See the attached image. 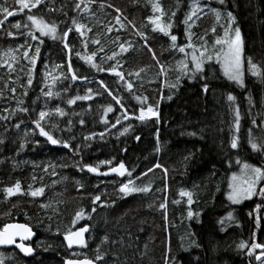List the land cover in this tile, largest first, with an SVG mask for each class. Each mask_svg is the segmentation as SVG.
I'll return each mask as SVG.
<instances>
[{
	"label": "trees",
	"instance_id": "1",
	"mask_svg": "<svg viewBox=\"0 0 264 264\" xmlns=\"http://www.w3.org/2000/svg\"><path fill=\"white\" fill-rule=\"evenodd\" d=\"M157 3L162 16L153 9ZM0 8L20 12L28 22V27L13 31L9 16L0 12L4 21L0 25V229L17 221L35 234L29 243L32 256L24 257L14 248L0 249L3 264H64L65 258L85 257L97 264H258L257 254L264 247L252 245H264V195L259 194L264 181L257 194L238 204L230 203L226 194L229 176L239 169L237 160L264 167V0H225L224 4L218 0H72L67 29L76 43L69 46L70 54L61 45L49 46L62 36L58 26L53 39L40 36L27 20L35 8L19 11L17 0H0ZM214 10L221 13L219 20ZM228 12L234 17L231 22ZM188 16L191 19L185 24ZM157 17L161 24H172L176 48L169 35L154 30L151 21ZM73 21L84 25L83 36ZM235 28L243 40L244 86L227 80L201 82L197 109L179 107L144 127L122 148L120 161L138 147L144 134L167 129L181 115L199 118V128L180 133L183 139L198 142V149H152L135 164L124 162V176L111 168L98 169L109 175L87 170L85 166L91 165L74 145L84 125L75 105L86 100L68 103L84 96L78 81L109 79L134 108L157 109L174 100L184 81L193 82L203 72L193 75V48L199 55L206 45L212 53L219 49L215 41L224 38L225 29L230 34ZM30 31L39 39L33 40ZM189 43L193 48L186 47ZM179 47H185L188 55ZM93 53L91 62L81 59ZM248 58L260 75L249 71ZM212 61L216 62L215 57ZM183 63L188 64L187 74ZM47 92L53 95L46 96ZM228 95L235 99L229 101ZM57 108L65 115H59ZM40 111L49 113L42 121L45 130L69 142L71 149L39 135L34 121ZM233 138L238 142L236 149L231 147ZM250 141L261 150L254 151ZM129 180L131 187L149 191L121 193V185ZM17 182L25 194L8 197L4 189ZM38 188H44L43 195L27 194ZM181 192L192 193L191 205ZM96 196L100 200L93 203ZM189 211L194 214L191 218ZM77 212L83 218L77 219ZM83 224L89 226L87 246L69 248L64 236ZM242 242L246 247H239ZM97 254L103 259L96 260Z\"/></svg>",
	"mask_w": 264,
	"mask_h": 264
},
{
	"label": "rangeland",
	"instance_id": "2",
	"mask_svg": "<svg viewBox=\"0 0 264 264\" xmlns=\"http://www.w3.org/2000/svg\"><path fill=\"white\" fill-rule=\"evenodd\" d=\"M71 2L72 0H43L33 10V15L40 16L46 23L55 24L56 27H59L62 36L59 37L57 42L49 46L61 45L64 47L65 43L69 46L75 45V39L68 34L67 29V20L71 14ZM14 13V15L8 17L7 21L11 29L17 31L24 28V25L28 24V22L20 12ZM17 23L21 25L19 29L13 27ZM65 33H67L66 37ZM230 35H234V29L230 32ZM65 50L69 51L66 48ZM203 67V72L193 82H183V87L170 104L155 109L159 114L158 119L157 117H152L145 121L137 119L140 110L132 106L131 102L119 92L113 81L106 78L81 79V81H78L81 85V92L92 97V99L86 100L85 103L81 102L75 105V113L83 119L84 125L78 129L74 145L81 150L85 161L98 169H108L116 166L120 161L122 148L144 127L153 125L155 121H161L179 107L197 109L200 105V89L198 85L201 82L231 81L224 75L219 63L205 61ZM88 89L92 90L91 93L88 92ZM113 96L119 99V104L113 100ZM109 106L113 108L112 112L105 111ZM118 118L119 123H117ZM199 127L200 121L198 117L178 116L167 129L153 130L144 134L138 147L127 151L124 162L127 165L135 164L152 149H159L163 146H190L193 149H198V142L185 140L180 136V133ZM126 129L127 131H125ZM103 161H111V163L105 164L102 163ZM242 164H239V169L234 173H240ZM232 174L228 178V185ZM260 183L257 187H259ZM230 191L231 189L228 187L227 199ZM228 201L232 203L229 199ZM257 257H259L258 264H264V249L257 254Z\"/></svg>",
	"mask_w": 264,
	"mask_h": 264
},
{
	"label": "snow or ice",
	"instance_id": "3",
	"mask_svg": "<svg viewBox=\"0 0 264 264\" xmlns=\"http://www.w3.org/2000/svg\"><path fill=\"white\" fill-rule=\"evenodd\" d=\"M220 4H224L225 0H218ZM17 3L19 4V11H23L24 9H29L31 11L32 8H36L40 3L41 0H34V2H31V0H17ZM79 7V5H77ZM154 11H159L161 13V16L163 15V9L160 7V5L154 4L153 5ZM119 11V10H117ZM215 15L217 20L221 18V13L218 10H214ZM0 12H2L5 15V18L8 16H12L15 13L12 11H9L7 8H0ZM173 16H175V12L172 13ZM192 15H196V12L193 11ZM227 16L229 18V21H233L234 17L232 16L231 12L227 13ZM191 19V16H188L184 23L187 24L188 20ZM27 20L31 22V25L35 28L36 31L40 33V36H51L53 39H55V33L57 31V27L55 24H48L46 23L42 18H38L35 15L29 14L27 16ZM160 20V17H157L155 20H152L151 22L156 25V28L154 30H159L160 32L164 33L165 35H169L170 39L172 41V47L176 48V41H177V36L176 35H171L170 34V29L172 28V24H161L158 21ZM3 20H0V25L3 24ZM74 24H76L75 21H73ZM13 27L19 29L21 25L19 23L13 25ZM24 27H28V25H24ZM84 28V25L82 24H76L75 30L81 34V36L84 35L83 31H81ZM71 31V29H69ZM90 31V29H89ZM213 32H215V28L212 29ZM8 35H12L11 32L8 33ZM28 35L33 39L37 40L39 37L35 35L34 32L30 31ZM65 37L67 36V33L64 34ZM191 37L189 36V40ZM42 42V41H41ZM94 43H98V41H94ZM215 45L219 46V49L216 50L214 48L212 53L208 52L207 46H203V50L199 51V55H197V50L193 48V45L189 43L186 47L188 48H193V51L191 53V63L194 66L193 67V75L196 72H202L203 71V65L205 61H212L213 57H215V60L217 63L221 65V68L223 70L224 75L231 81H234L241 87L244 86V81H243V67H244V58H243V40L241 37V32L239 28L234 29V35L229 34V29H225L224 33V38H217L215 41ZM86 46V45H85ZM64 47L69 50V54L71 53V49L69 48V45L67 43L64 44ZM179 52L184 53L186 56L188 53L185 51V47H179ZM40 49L37 47L36 48V53L38 54ZM77 56H79V53H76ZM94 53L92 56H86V57H81V59H84L85 62H91ZM24 56H28V52L24 53ZM109 59H112V57H109ZM31 63L34 65L35 64V59L31 60ZM249 65V71L252 72L253 75H260L259 71L257 70V66L252 63L251 58H248L247 61ZM92 67H96V65L93 63L91 65ZM183 69L185 70V74H187L188 70V64L183 63ZM69 70L71 71V65L69 64ZM115 72V70L113 69ZM115 75L120 76L122 78V74L120 72H115ZM72 79L75 80L77 79V76L75 73H73ZM179 79V78H178ZM31 78H29L28 83L29 85L31 84ZM128 88H131V84L128 85ZM91 89H88V92L91 93ZM205 91H207V85H205ZM46 96H52V92H47L45 93ZM111 95V93H109ZM228 100L233 101L235 98L232 95H228ZM92 99L90 95H84V96H76L74 99H69L68 103L75 104L77 100H89ZM171 99V97H169ZM113 100L116 101L117 104L120 103L119 99H117L115 96H113ZM21 111H27V109H21ZM106 112H112L113 108L111 106L107 107ZM56 112L63 116L65 115L64 111L60 108L56 109ZM49 116L48 112L45 111H40L39 112V118L34 121L35 126L37 129H39V135L44 136L47 138V140L52 143L53 145L56 144H62L64 148L71 149V145L67 141H60L58 139H55L52 134H50L48 131L45 130V128L42 126V121L45 120V118ZM152 117H159L158 111L154 109L153 106H148L146 109L141 108L140 109V114L137 117L140 121H145L147 119H151ZM239 110H236V125L237 129L239 127ZM119 118L117 119V123H119ZM83 123V121H81ZM115 126V125H113ZM16 127H19L17 125ZM55 127V126H53ZM127 131V129L125 130ZM87 139V138H86ZM139 139V137H137ZM251 148L254 151L261 150L260 147L250 141ZM23 147V145H22ZM231 147L233 149H236L238 147V142L236 138H233L231 142ZM102 163L105 164H110L111 161H103ZM237 164H240L241 162L239 160L236 161ZM87 167V170L92 173H97L100 175H109V172H103L100 173L98 171L97 167H92V166H85ZM111 172L118 173L120 176H124L125 172L127 171L125 169V166L123 163L119 165L118 168H111ZM128 175L131 176V172H128ZM264 181V167H256L252 166L248 163H243L241 166V170L239 174L233 173L229 182V189L231 191L228 194V199L233 203V204H238L241 202L243 199H250L253 195L257 194L256 193V188L257 185L261 182ZM133 182L131 180L128 181V183L122 184L119 191L125 195L130 194L132 192H147L149 191V188L144 187V188H136V187H131ZM31 188V186H29ZM4 192L8 197H11L16 194H25L23 193L21 189V185L19 182H17L13 187H8L4 189ZM44 193V188H38L35 190L30 191L27 193L28 195H31L32 197H37L41 196ZM259 194L264 195V188L259 189ZM181 195H187L188 196V203L191 205L192 201V193H185L181 192ZM100 200L99 196H96L93 200V203L95 201ZM161 208H165V204L160 205ZM95 209H93L94 211ZM193 212L189 211L188 212V217L191 218L193 216ZM76 218L80 219L83 218L82 212H77L76 213ZM227 219L231 220L232 219V214L229 213ZM73 224L76 223V219L73 220ZM223 223V221H221ZM259 223V221H257ZM88 231L87 227H82L78 231H69L68 234L64 236V239L67 241L68 247L71 248L73 245H78L80 247H86V242L84 240V233ZM33 235V232L31 228H29L27 225L24 224H5L2 229H0V244H8L12 245L15 244L17 248L20 249L21 252L25 254H30L33 250L30 246H26L23 242L30 239ZM17 238H19V243H17ZM240 248L246 247V245L242 242L239 245ZM253 248H261L264 247V245L261 244H253ZM97 252L99 253V249H97ZM251 255V253H249ZM96 260H102L103 256L97 254ZM259 259V257H257ZM0 264H3L2 261H0ZM67 264H94L92 259H89L85 257L83 260H69ZM167 264V261H166Z\"/></svg>",
	"mask_w": 264,
	"mask_h": 264
},
{
	"label": "water",
	"instance_id": "4",
	"mask_svg": "<svg viewBox=\"0 0 264 264\" xmlns=\"http://www.w3.org/2000/svg\"><path fill=\"white\" fill-rule=\"evenodd\" d=\"M121 163L124 164V162L119 161L118 164H117L116 166H114V167H115V168H118L119 165H120ZM114 167H112V168H114ZM6 224H24V225H27V224H25V223L17 222V221L8 222V223H6ZM27 226H28V225H27ZM3 227H4V226H3ZM3 227H2V228H3ZM28 227H29V226H28ZM82 227H87V228L89 229V226H88L87 224H83V225H78V226H76L72 231H78V230H79L80 228H82ZM29 228H30V227H29ZM32 232H33V231H32ZM86 234H87V232L84 233V239H85V237H86ZM34 236H35V234H34V232H33L32 237H31L30 239L24 241L23 243H24L26 246H30V247L32 248V246H31L29 243L33 240ZM19 242H20V241H19V238H17V243H19ZM6 248H14V249H16V250H17L22 256H24V257L32 256L33 253H34V252L32 251L30 254H25V253L21 252L20 249L17 248V247L15 246V244H12V245H8V244H0V249H6ZM32 250H33V248H32ZM83 259H85V258H65V259H64V264H67V262H68L69 260H83ZM93 262H94V261H93ZM94 264H97V263L94 262Z\"/></svg>",
	"mask_w": 264,
	"mask_h": 264
},
{
	"label": "bare ground",
	"instance_id": "5",
	"mask_svg": "<svg viewBox=\"0 0 264 264\" xmlns=\"http://www.w3.org/2000/svg\"><path fill=\"white\" fill-rule=\"evenodd\" d=\"M236 235V234H235Z\"/></svg>",
	"mask_w": 264,
	"mask_h": 264
}]
</instances>
